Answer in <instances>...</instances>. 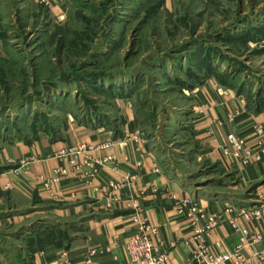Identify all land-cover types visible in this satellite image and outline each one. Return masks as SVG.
I'll return each instance as SVG.
<instances>
[{"label":"rangeland","instance_id":"obj_1","mask_svg":"<svg viewBox=\"0 0 264 264\" xmlns=\"http://www.w3.org/2000/svg\"><path fill=\"white\" fill-rule=\"evenodd\" d=\"M65 2L57 18L30 0L1 1L0 175L39 159L10 161L19 147L40 152L98 131L113 139L128 126L200 198L226 211L254 202L235 160L210 156L221 122L208 115L213 96L264 112V0ZM39 206L19 193L3 203L0 247L31 232L14 222Z\"/></svg>","mask_w":264,"mask_h":264},{"label":"crops","instance_id":"obj_2","mask_svg":"<svg viewBox=\"0 0 264 264\" xmlns=\"http://www.w3.org/2000/svg\"><path fill=\"white\" fill-rule=\"evenodd\" d=\"M30 1L45 6L57 18L63 17L66 10L65 0H46V3ZM213 97L208 116L210 120L220 119L221 126L218 136L211 139L213 151L210 156L225 164L231 162V158L229 155L223 156L222 141L228 134L234 133L254 148L257 141L253 127L256 123H264V112L252 116L245 106H238L240 102L230 96ZM230 113L234 116L232 120L228 118ZM134 132L132 127L127 126L125 136L118 139L98 131L74 141L69 139L55 143L48 150L38 152L33 148L19 147L18 154L11 153L8 157L10 161L23 158L29 152L39 159L27 166L20 165L15 172L0 175V209L6 200L11 201L12 196L19 193L30 201L40 203V210L17 217L14 223L24 230L31 228V232L18 237L12 248L9 247L11 242H3L0 264H126L125 238L134 202L147 217L149 225L157 229L153 238L159 250L168 253V264H197L192 257V229L186 215L191 204H200L198 206L208 215L220 216L222 222L208 236L207 242L220 244L221 251L230 254L238 244L239 236L228 220L239 209L258 203V197L264 190V156L260 163L243 164L235 160L234 167L238 170L241 187L255 186L257 198L254 197V202L249 205L233 208L234 211L230 213L222 204L215 203L220 199L200 198L199 193H193L164 172L140 135L134 140ZM107 141L113 142V146L101 149L99 145ZM76 143L93 147V150L86 151L76 159L77 169L67 160L55 156L59 150ZM107 156H112L113 160L101 163ZM85 161H96L97 172L94 176L84 165ZM58 168L65 169L66 175H56ZM55 176L56 181L49 190L45 189L42 180ZM126 176H129V180L113 192L120 206L113 211L107 210L103 190L109 182H120ZM43 203L50 206L46 207ZM35 213L46 216L36 226L26 224L25 219H30ZM238 224L240 227L245 225L239 219ZM253 230L264 235V222L254 225ZM263 249L264 242L246 247L243 254L250 257L253 252ZM91 251H95V255L91 256Z\"/></svg>","mask_w":264,"mask_h":264},{"label":"built area","instance_id":"obj_3","mask_svg":"<svg viewBox=\"0 0 264 264\" xmlns=\"http://www.w3.org/2000/svg\"><path fill=\"white\" fill-rule=\"evenodd\" d=\"M40 3H46V0H39ZM233 116L229 115L232 120ZM254 136L257 145L252 148L247 142L238 135L231 133L226 138V145L221 146L222 153L230 156L234 160L243 164H252L262 162L264 156V123L254 125ZM134 140L139 136V132L135 130ZM228 145V146H227ZM113 146V142L107 141L99 145L101 149H107ZM229 148L232 151H229ZM257 148V149H256ZM93 150V147L84 143H76L74 145L63 148L55 155L58 159L67 160V163L77 169L76 159L86 151ZM113 160L112 156H107L101 163H108ZM84 165L90 170L92 175L96 174V161H85ZM56 175H66L65 169L58 168ZM129 180L126 176L120 182H109L103 190V198L105 207L109 211H113L120 206L119 201L114 196V190L120 189L121 185ZM56 181V176L49 180H42L43 187L49 190L51 184ZM98 191V189H95ZM133 209L130 215L127 236L125 238V249L128 261L126 264H168L169 256L166 252H161L158 245L154 241L157 229L152 228L145 214L141 211L138 204L134 202L131 206ZM234 211L229 210L228 212ZM235 216L228 220V224L232 230L238 234L239 242L233 248L230 254L221 251L220 244H210L207 242L208 236L221 224L220 216L208 215L203 208L197 204H191L188 207L186 215L190 221L192 229V257L197 264H264V249L255 251L250 257H245L243 250L264 242L262 232L254 231L253 226L264 222V190L258 197V203L241 208L235 212ZM238 219L245 225L240 227ZM91 256L95 255V251H91Z\"/></svg>","mask_w":264,"mask_h":264},{"label":"trees","instance_id":"obj_4","mask_svg":"<svg viewBox=\"0 0 264 264\" xmlns=\"http://www.w3.org/2000/svg\"><path fill=\"white\" fill-rule=\"evenodd\" d=\"M123 137V136H122ZM122 137H117V138H113V139H118V138H122Z\"/></svg>","mask_w":264,"mask_h":264}]
</instances>
